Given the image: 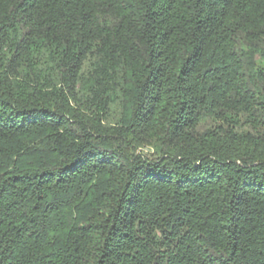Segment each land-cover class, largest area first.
<instances>
[{
	"label": "trees",
	"instance_id": "16d2710c",
	"mask_svg": "<svg viewBox=\"0 0 264 264\" xmlns=\"http://www.w3.org/2000/svg\"><path fill=\"white\" fill-rule=\"evenodd\" d=\"M0 264H264V0H0Z\"/></svg>",
	"mask_w": 264,
	"mask_h": 264
}]
</instances>
